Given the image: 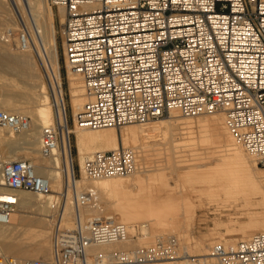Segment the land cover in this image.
Wrapping results in <instances>:
<instances>
[{
	"label": "built area",
	"instance_id": "built-area-1",
	"mask_svg": "<svg viewBox=\"0 0 264 264\" xmlns=\"http://www.w3.org/2000/svg\"><path fill=\"white\" fill-rule=\"evenodd\" d=\"M65 13L63 51L83 76L89 100L79 124L92 129L121 128L159 120L171 108L184 115L221 112L230 132L264 168V0H47ZM62 32V31H61ZM17 37L27 49L24 29H6L2 41ZM73 122L75 118L73 116ZM0 127L26 132L31 118L0 110ZM69 121L56 118L43 130L40 153L66 157L63 134ZM70 154L72 153L69 147ZM139 153L120 146L85 160L88 179L129 175L138 169ZM50 180L28 159L0 164V226L11 224L18 192L47 194ZM75 194V195H74ZM93 189L72 191L73 227L57 226L52 260L19 261L0 253V264H80L92 245L125 242L129 227L114 217L83 223L80 205H92ZM175 236L122 252L114 264H149L181 257ZM214 262L264 264V233L234 245L216 244ZM94 264H103L95 262Z\"/></svg>",
	"mask_w": 264,
	"mask_h": 264
},
{
	"label": "bare ground",
	"instance_id": "bare-ground-1",
	"mask_svg": "<svg viewBox=\"0 0 264 264\" xmlns=\"http://www.w3.org/2000/svg\"><path fill=\"white\" fill-rule=\"evenodd\" d=\"M58 14L63 33L64 10L59 8ZM55 16L46 0H0V110L31 118L30 129L23 133L15 135L0 127V164L29 159L36 172L50 180L51 189L47 194L18 192L19 203L11 224L0 226V253L19 261L34 258L51 261L53 224L48 217L56 213L62 196L64 204L57 224L73 227L75 207L70 201V192L75 189L78 195L90 188L97 194L94 204L80 205L83 223L99 217H114L126 224L130 233L125 242L90 246L80 264L97 261L114 264L123 252L115 248L132 247V234L135 235L137 227L139 246L154 245L170 235L182 241L181 250L185 255L180 258L183 259L150 264L214 262L212 248L216 244L234 245L237 240L264 233V168L256 165L253 156L230 132L224 113L188 116L171 108L167 120L123 126L120 132L114 127H86L76 120L89 100L85 81L66 59L70 108L75 123L63 134L65 159L60 154L51 159L41 155L43 130L58 117L64 124L68 121ZM22 26L31 37L29 48H21L17 37L12 43L2 41L6 29L16 32ZM40 63L45 78L39 69ZM71 134L75 136L79 172L85 168L88 157L120 146L138 151V169L125 177L88 179L82 173L78 179L74 157L69 152V147L72 151ZM151 156H158L162 164L150 165ZM189 156L192 158L188 159ZM175 168L193 170L185 175L187 184L177 186L179 190L168 185L169 173ZM193 179L201 182L199 187L191 183ZM64 187H67L65 192ZM204 199L214 207L216 215L227 214L228 220H217L212 232L202 239H193L188 232L189 220L197 209L204 208ZM234 209L238 213H227ZM221 226L227 229V234L218 232ZM226 236L235 237L229 240ZM194 257L199 258L191 259Z\"/></svg>",
	"mask_w": 264,
	"mask_h": 264
},
{
	"label": "rangeland",
	"instance_id": "rangeland-1",
	"mask_svg": "<svg viewBox=\"0 0 264 264\" xmlns=\"http://www.w3.org/2000/svg\"><path fill=\"white\" fill-rule=\"evenodd\" d=\"M47 2V0H46ZM48 3V2H47ZM49 4V3H48ZM50 5V4H49ZM54 12H55V18H56V30H57V41H58V51H59V59H60V65H61V76H62V79H61V86H62V89H63V93H64V97H65V101H66V106H67V114H68V121H69V125L70 127H73L74 126V122H73V113H72V109L70 108V97H69V87H68V80H67V76H68V72H67V68L65 67V57H64V51H63V37H62V32H61V23H60V16L57 12L56 9H54ZM29 12V11H28ZM39 69L41 71V74L42 76L45 78V71L43 69V65L40 63L39 64ZM5 92V91H4ZM1 93V92H0ZM3 93V92H2ZM181 113V112H180ZM216 113H220V112H216ZM182 114V113H181ZM184 115V114H183ZM167 120L168 119V115L165 116L164 118H161L159 120H154V121H148V122H157V121H161V120ZM132 125V124H131ZM118 132H120V128H116ZM16 135V134H15ZM71 142H72V154H73V157H74V164H75V169H76V177L78 179H81L82 178V175L81 173L79 172V169H78V158H77V151H76V147H75V136L74 134H71ZM152 153V152H150ZM192 157H188V159H190ZM154 159V160H153ZM156 159V160H155ZM159 157L158 156H151L150 157V165L152 166H156L158 164H162L159 160ZM162 161V160H161ZM154 162H156V165L154 164ZM158 163V164H157ZM215 165V164H214ZM209 167V166H208ZM213 168V166H210L209 168ZM204 169H207V168H204ZM166 171H169V170H166ZM177 171V172H176ZM193 171L192 168H175L174 170L171 171V174L169 173V178L170 180L168 181V185L170 186V188L172 189H176L178 185H182L184 183H186V179H185V175L189 172ZM165 172V171H164ZM179 176H178V175ZM131 175V174H130ZM130 175H124L125 176H130ZM177 175V176H176ZM183 176V177H182ZM177 177V178H176ZM183 180V181H182ZM179 181V182H178ZM195 179H193V181H191V183H195L196 185H198V187L200 186L201 182L200 181H196ZM200 182V184L198 183ZM187 184V183H186ZM193 184V185H195ZM195 185V186H196ZM197 187V186H196ZM67 187H64L63 189V192L66 191ZM178 189V188H177ZM87 190V189H85ZM179 190V189H178ZM71 191V189H70ZM84 191V190H82ZM72 192H70V196L72 197L71 195ZM70 197V198H71ZM59 204H58V207H57V211H55L56 213H53V216H50L48 217L50 219V222L51 224H53V228H52V241H53V236L55 234V231H56V228H57V222L59 221V213L61 212L60 210H62L63 208V204H64V198L61 196L60 197V200H59ZM72 202V198L70 200ZM195 202L196 204H199V200L198 199H195ZM203 202H205V206L203 209H197L196 210V213H195V216L193 218H190L189 220V224H190V227H189V235L190 237H192L193 239H202L204 238L206 235H208L210 232L213 231V229L216 228V225L215 223L218 221H222V222H225L228 220V216L227 214L226 215H223V216H220V215H216L215 212H214V207L213 206H209V203H206V199L203 200ZM198 206V205H197ZM235 210V209H234ZM231 210V211H227V213H238L237 210ZM17 213V212H16ZM30 215H33L32 212L28 213ZM58 216V217H57ZM75 216V215H74ZM238 214L235 216L237 217ZM75 218V217H74ZM184 220V218L182 219ZM221 222V223H222ZM218 232L220 234H227V229L224 228V226H221L218 230ZM135 235L132 234V240H133V246L130 247L129 249L127 247H123L122 249L117 247L115 248V251H117L118 249L119 250H122L123 252H132L134 249H137V248H140V247H148V246H152V245H147V246H139V243L138 242V237L140 236V229L139 227H137V229L135 230L134 232ZM139 234V235H138ZM170 236H175V235H170ZM169 236V237H170ZM169 237H166V238H169ZM176 237V236H175ZM235 237V236H233ZM233 237H230V236H226V239H231ZM178 238V237H177ZM179 239V238H178ZM229 239V240H230ZM217 240H219V238H217ZM216 240V241H217ZM137 241V242H136ZM240 240H237L236 242H238ZM182 241H180V247H182L181 244ZM118 250V251H119ZM180 253H181V256L182 255H185L184 253V250L180 249ZM198 259L199 257H194V258H191V259ZM34 259H41V258H34ZM180 259H183V258H180ZM25 260H28V259H25ZM44 260V259H43ZM20 261H24L23 260H20ZM166 261H171V260H160V261H156V262H152V263H157V262H166ZM107 262V260L105 261ZM150 264V263H149Z\"/></svg>",
	"mask_w": 264,
	"mask_h": 264
}]
</instances>
